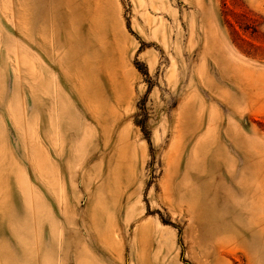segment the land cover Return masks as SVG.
<instances>
[{
	"label": "rangeland",
	"instance_id": "rangeland-1",
	"mask_svg": "<svg viewBox=\"0 0 264 264\" xmlns=\"http://www.w3.org/2000/svg\"><path fill=\"white\" fill-rule=\"evenodd\" d=\"M0 264H264V0H0Z\"/></svg>",
	"mask_w": 264,
	"mask_h": 264
}]
</instances>
